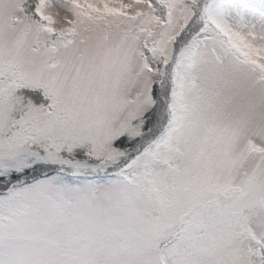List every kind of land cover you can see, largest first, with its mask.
<instances>
[{
  "label": "snow or ice",
  "instance_id": "snow-or-ice-1",
  "mask_svg": "<svg viewBox=\"0 0 264 264\" xmlns=\"http://www.w3.org/2000/svg\"><path fill=\"white\" fill-rule=\"evenodd\" d=\"M0 264H264V0H0Z\"/></svg>",
  "mask_w": 264,
  "mask_h": 264
}]
</instances>
